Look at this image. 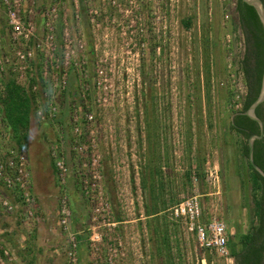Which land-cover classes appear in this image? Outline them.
<instances>
[{"label":"rangeland","instance_id":"rangeland-1","mask_svg":"<svg viewBox=\"0 0 264 264\" xmlns=\"http://www.w3.org/2000/svg\"><path fill=\"white\" fill-rule=\"evenodd\" d=\"M82 2L88 23L78 30L89 94L81 102L76 98L80 87L70 68L59 106L63 119L72 102L93 118L78 123L81 156L66 138L64 184L52 170V124L38 122L32 112L26 146L19 150L18 135L0 111V162L24 154L32 204L29 214L19 192L0 182V193L14 205L12 213L0 205V264H65L57 213L63 188L70 227L81 230L86 247L81 264H234L230 255L200 248L170 214L173 205L197 195L208 216L226 223L231 250L239 248L249 225V169L240 138L228 130L240 93L233 7L219 0ZM65 4L70 17L72 1ZM180 20H189V27ZM228 91L229 100L223 97ZM5 94L0 86V108ZM151 167L165 209L147 218L142 178H149ZM96 235L100 240H89ZM19 244L17 257L13 248Z\"/></svg>","mask_w":264,"mask_h":264},{"label":"built area","instance_id":"built-area-1","mask_svg":"<svg viewBox=\"0 0 264 264\" xmlns=\"http://www.w3.org/2000/svg\"><path fill=\"white\" fill-rule=\"evenodd\" d=\"M71 1L70 17H67L65 0H0V86L5 90V84L12 81L25 90L32 97L34 117L38 122L52 124L56 140L50 145V154L61 185L68 172L64 159L66 138H70L72 151L81 156L84 146L79 140L82 131L78 123L80 120L89 123L93 118L89 110H83L81 115L80 106L76 107L72 102L70 113L63 119L59 106L67 90L70 68L76 71L80 87L76 98L83 101L89 94L81 60L84 36L78 30L82 23L81 0ZM219 3L222 6L229 3L235 13L236 0H219ZM224 16L229 17L227 12ZM66 120L72 124L70 135L66 132ZM29 178L22 152L17 151L0 162V182L19 192L25 210L30 214L31 198L26 192ZM62 192L57 213L63 234L65 264H81L78 232L70 227L71 210L64 188ZM0 205L7 213L14 210L12 202L1 193ZM170 214L175 220L184 222L200 248L221 256L230 255L226 223L208 216L197 195L173 205ZM94 239L100 240V237H89L91 241ZM108 261L111 263L110 258Z\"/></svg>","mask_w":264,"mask_h":264},{"label":"trees","instance_id":"trees-1","mask_svg":"<svg viewBox=\"0 0 264 264\" xmlns=\"http://www.w3.org/2000/svg\"><path fill=\"white\" fill-rule=\"evenodd\" d=\"M264 5V0H261ZM235 16L233 25L239 28L243 34L248 32H253V30L258 29L259 32L262 31V25L258 18L255 9L244 3L242 0H236L235 4ZM81 21L83 25L88 23V18H86V9L84 8L81 0L80 6ZM233 22V20H232ZM181 25L184 27H189V20H180ZM254 33V32H253ZM258 34V33H257ZM261 70L258 72L260 77ZM6 94L1 97V102L3 107L0 111H3V119L6 121L7 125L11 127L15 135H18L17 146L19 150L24 148L27 143V128L32 117L33 112V102L32 97L25 90L21 89L18 85L14 84L12 81H8L5 84ZM258 94L256 93L250 98L247 97L245 100V107L253 100ZM231 93L226 92L223 97L227 100L230 99ZM81 102V101H80ZM89 109V108H88ZM235 109L231 110L234 113ZM238 117H240L238 119ZM243 114H238L230 119L228 122V130L233 133H238L241 143V155L247 161L249 174V188L252 193V203L249 208V225L247 231L239 236V248L236 250H230V256L233 259L234 264H264V176H262L248 161L247 156L249 153V146L247 143V137L250 133L257 132L255 128L250 129L249 132L243 130L239 125L240 119L244 118ZM253 147V164L259 167L264 172V138L255 139L252 144ZM52 170L54 171V163H52ZM149 178H142L143 187L147 189L149 193L150 204L144 205V213L147 218L158 215L165 209V202L163 200L158 201L159 195L155 194V181L154 177L158 174L152 167L148 170ZM200 180L202 178V173L197 170L196 173ZM61 195L63 192L60 190ZM68 198V196H66ZM69 199V198H68ZM67 199V200H68ZM156 228V225L154 226ZM155 231V230H154ZM78 252L81 259L80 250L85 249L84 243L80 241V236L77 233ZM85 247V248H84ZM81 261V260H80Z\"/></svg>","mask_w":264,"mask_h":264},{"label":"flooded vegetation","instance_id":"flooded-vegetation-1","mask_svg":"<svg viewBox=\"0 0 264 264\" xmlns=\"http://www.w3.org/2000/svg\"><path fill=\"white\" fill-rule=\"evenodd\" d=\"M262 25V23H261ZM254 32V33H253ZM253 32H248L246 35L240 30V41L239 50L237 58V75L239 77V90L240 93L237 95V104L235 112L231 114V117L237 116L238 114H243L245 117L240 119V127L249 132L250 129L255 128L257 132L250 133L247 137V143L251 136L261 134V137H256L255 139L264 138V99L258 103L254 109V115L259 118L261 125L249 117L247 111L253 102L258 98L263 81V70H264V27L262 25V31L259 32L258 29L253 30ZM258 33V34H257ZM261 70L260 77L258 72ZM258 90L257 96L250 101V103L245 107V100L247 97L251 98ZM240 117H238L239 119ZM230 121V120H229ZM262 131V133H261ZM236 135L238 133H235ZM253 154V147H252ZM249 161V158L247 156ZM250 162V161H249ZM253 162V158H252ZM253 166V165H252Z\"/></svg>","mask_w":264,"mask_h":264},{"label":"water","instance_id":"water-1","mask_svg":"<svg viewBox=\"0 0 264 264\" xmlns=\"http://www.w3.org/2000/svg\"><path fill=\"white\" fill-rule=\"evenodd\" d=\"M244 3L252 6L257 15L258 18L260 20V22L262 23L263 27H264V5L262 3L261 0H242ZM264 99V70H263V81H262V87H261V91L260 94L258 96V98L253 102V104L249 107L247 114L249 115V117L253 118L254 120H256L260 125H261V121L259 120V118H257L254 113H253V109L254 107L260 103L262 100ZM262 133V131H261ZM256 137H261V134L259 135H253L249 138L248 140V146H249V153H248V158L250 163L253 165V167L262 175L264 176V172L257 167L256 165L253 164L252 162V140Z\"/></svg>","mask_w":264,"mask_h":264},{"label":"crops","instance_id":"crops-1","mask_svg":"<svg viewBox=\"0 0 264 264\" xmlns=\"http://www.w3.org/2000/svg\"><path fill=\"white\" fill-rule=\"evenodd\" d=\"M55 232V231H54ZM77 232L78 233H80L81 232V230L79 229V230H77ZM54 235H56V232H55V234ZM81 242H82V240H81ZM8 245V244H7ZM11 248H13L12 246H10ZM21 247H22V244H19V246H14V248H13V250H14V252L16 251V253H15V256H17L18 257V255H16L17 254V251H19L20 249H21ZM1 254V253H0ZM1 256V255H0ZM1 260V259H0ZM1 262V261H0Z\"/></svg>","mask_w":264,"mask_h":264}]
</instances>
